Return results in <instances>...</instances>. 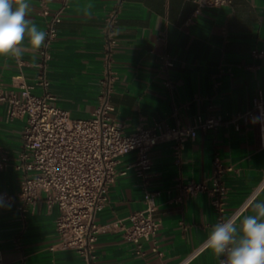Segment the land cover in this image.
I'll list each match as a JSON object with an SVG mask.
<instances>
[{"label": "crops", "instance_id": "1", "mask_svg": "<svg viewBox=\"0 0 264 264\" xmlns=\"http://www.w3.org/2000/svg\"><path fill=\"white\" fill-rule=\"evenodd\" d=\"M28 2V18L43 31L66 2L45 74L54 106L72 119H89L98 105L105 19L111 13H118V18L111 61L117 80L110 116L125 134L139 126L191 125L196 116L222 118L215 130H197L184 143L179 158L171 142L153 147L145 182L134 170V153L122 156L107 202L95 216L101 227L94 245L96 264H178L208 238L215 224L208 194L182 195V188L202 182L210 187L217 158L223 167L232 168L220 177L228 189L227 209L232 210L264 174L259 120L255 116L235 120L251 109L257 91L264 94V59L252 54L264 50V0H233L230 6L197 14L191 0ZM40 5H46V15ZM22 46L27 50L20 58L0 56V87L5 90L34 85L37 79V50L27 37ZM164 55L174 62L167 73L161 69ZM33 92L41 91L35 87ZM24 125L22 119L8 121L0 106V148L8 156V165L0 168V197H13L0 205L1 264H82L74 251L55 247L58 209L46 203L45 194L21 211L17 193L22 173L15 165ZM154 192L159 193L153 198V218L159 228L136 252L121 238L116 223L128 225L132 213L147 207L145 195ZM257 197L264 199V189ZM250 205L241 217L252 214ZM219 259L205 247L187 264H219Z\"/></svg>", "mask_w": 264, "mask_h": 264}, {"label": "built area", "instance_id": "2", "mask_svg": "<svg viewBox=\"0 0 264 264\" xmlns=\"http://www.w3.org/2000/svg\"><path fill=\"white\" fill-rule=\"evenodd\" d=\"M196 5V14L202 9H219L230 6L233 0H191ZM66 2L51 16L45 26L48 36L45 45L37 50L40 63L34 85L23 84L17 90H5L0 87V106L4 108L8 121L22 119L25 122L22 131L21 151L17 156L15 168L22 173L17 197L25 207L36 204L42 194L49 206H56L55 231L61 250L74 251L82 264H96L95 242L101 227L95 222L96 214L107 202L108 187L115 181L117 166L122 156L134 153V170L138 177L146 181L151 169L150 152L159 143H173L174 154L179 158L186 141L196 136L197 130H215L222 123L220 116H196L191 125L139 126L133 133L125 134L122 127L115 123L110 114L113 107L110 97L113 93L117 75L111 69L112 53L117 46L116 24L118 13H111L105 19V57L104 71L100 80L98 105L89 119H72L68 112L54 106V97L48 92L49 82L45 74L46 64L51 58V44L57 37L56 25ZM46 15V5H40ZM255 57L264 59V50H254ZM174 66L168 55L161 57V69L167 73ZM169 86V83H166ZM38 87L40 93H34ZM264 114V94L257 91L251 109L238 114L235 120L246 116L259 117ZM264 120H259L264 136ZM8 165V156L0 148V168ZM215 174L211 186L205 182L185 185L182 195H195L206 192L215 212V223L229 218L237 221L252 201L264 189V174L250 193L232 210L227 209L228 189L221 180L231 167H223L214 159ZM159 193H147V207L128 217L129 224L116 223L120 236L131 243L136 252L140 244L154 237L159 223L153 218V198ZM11 200L10 195H2ZM207 240V239H206ZM206 240L178 264H187L206 246ZM224 256L219 259V264ZM2 255L0 252V264Z\"/></svg>", "mask_w": 264, "mask_h": 264}, {"label": "clouds", "instance_id": "3", "mask_svg": "<svg viewBox=\"0 0 264 264\" xmlns=\"http://www.w3.org/2000/svg\"><path fill=\"white\" fill-rule=\"evenodd\" d=\"M30 10L28 0H0V56L22 57L26 37L35 50L46 46L48 33L28 18ZM254 119L264 120V114ZM250 208L252 214L238 221L229 218L212 225L206 246L217 257H225L220 264H264V199L257 197Z\"/></svg>", "mask_w": 264, "mask_h": 264}]
</instances>
